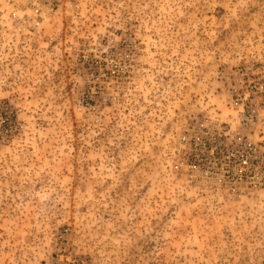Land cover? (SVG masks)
Segmentation results:
<instances>
[{
	"label": "rangeland",
	"instance_id": "374dc122",
	"mask_svg": "<svg viewBox=\"0 0 264 264\" xmlns=\"http://www.w3.org/2000/svg\"><path fill=\"white\" fill-rule=\"evenodd\" d=\"M31 14L0 0V264H264V190L173 168L185 132L236 129L235 90L264 82V0Z\"/></svg>",
	"mask_w": 264,
	"mask_h": 264
},
{
	"label": "built area",
	"instance_id": "2783aa9c",
	"mask_svg": "<svg viewBox=\"0 0 264 264\" xmlns=\"http://www.w3.org/2000/svg\"><path fill=\"white\" fill-rule=\"evenodd\" d=\"M21 1L32 14L19 20L40 26L54 11L75 0ZM245 86L244 92L235 90L230 102L237 128L219 120L197 122L179 139L173 162L175 170L203 178L237 199L264 190V146L257 139L264 119V82H246Z\"/></svg>",
	"mask_w": 264,
	"mask_h": 264
}]
</instances>
